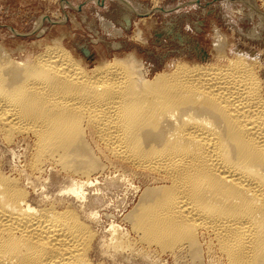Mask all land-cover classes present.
I'll return each mask as SVG.
<instances>
[{"label":"bare ground","instance_id":"1","mask_svg":"<svg viewBox=\"0 0 264 264\" xmlns=\"http://www.w3.org/2000/svg\"><path fill=\"white\" fill-rule=\"evenodd\" d=\"M219 44L216 62L177 61L150 76L132 53L88 66L59 39L18 59L0 47V140L21 137L29 154L16 174L0 162V264L152 253L202 264L205 252L219 264H264V78L257 59ZM103 158L119 171L108 181L128 172L144 183L126 232L112 226L108 239L83 201ZM52 169L65 184L35 199Z\"/></svg>","mask_w":264,"mask_h":264},{"label":"rangeland","instance_id":"2","mask_svg":"<svg viewBox=\"0 0 264 264\" xmlns=\"http://www.w3.org/2000/svg\"><path fill=\"white\" fill-rule=\"evenodd\" d=\"M40 17L42 20L37 24ZM105 24L107 30L103 29ZM58 39L88 66L132 53L141 60L149 76L171 69L177 61L216 62L214 45L220 43L226 55L246 53L251 60L257 59L264 78V0H0V47L12 57L38 54L45 44ZM28 157L27 140L21 137L11 143L0 140V162L6 171L23 172ZM102 160L107 165L104 173L97 175L94 185L85 187L89 199L83 201L91 204L89 207L93 206L97 213L90 224L108 239L112 226L126 232L128 225L123 216L137 201L144 183L137 175L126 172L120 180L115 177L109 180L112 182L109 186L108 179L117 177L119 171L108 160ZM53 170L42 175L50 178L44 181L47 188H41V181L37 182L35 199H41L39 191H46L50 197L57 195L65 184L63 175L56 170L52 173ZM206 254L202 264H219L209 261ZM127 256L117 261L120 264H191L184 254L175 256L179 260H173L172 255L152 253L144 259L136 257L134 262L126 260Z\"/></svg>","mask_w":264,"mask_h":264}]
</instances>
